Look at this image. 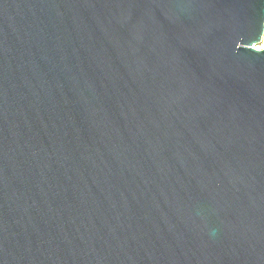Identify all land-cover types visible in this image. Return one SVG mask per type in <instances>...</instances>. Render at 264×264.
Returning a JSON list of instances; mask_svg holds the SVG:
<instances>
[{"label": "water", "instance_id": "obj_1", "mask_svg": "<svg viewBox=\"0 0 264 264\" xmlns=\"http://www.w3.org/2000/svg\"><path fill=\"white\" fill-rule=\"evenodd\" d=\"M264 0H0V264H264Z\"/></svg>", "mask_w": 264, "mask_h": 264}, {"label": "rangeland", "instance_id": "obj_2", "mask_svg": "<svg viewBox=\"0 0 264 264\" xmlns=\"http://www.w3.org/2000/svg\"><path fill=\"white\" fill-rule=\"evenodd\" d=\"M258 47L260 48V50H261L262 48H264V39H262V42H261V44H260Z\"/></svg>", "mask_w": 264, "mask_h": 264}, {"label": "built area", "instance_id": "obj_3", "mask_svg": "<svg viewBox=\"0 0 264 264\" xmlns=\"http://www.w3.org/2000/svg\"><path fill=\"white\" fill-rule=\"evenodd\" d=\"M255 49H256V50H260V48H259V47H256ZM262 49H264V48H262Z\"/></svg>", "mask_w": 264, "mask_h": 264}, {"label": "trees", "instance_id": "obj_4", "mask_svg": "<svg viewBox=\"0 0 264 264\" xmlns=\"http://www.w3.org/2000/svg\"><path fill=\"white\" fill-rule=\"evenodd\" d=\"M263 39H264V37H263Z\"/></svg>", "mask_w": 264, "mask_h": 264}]
</instances>
